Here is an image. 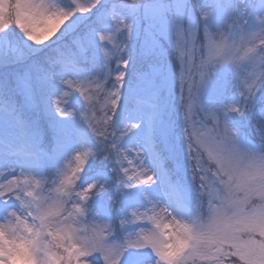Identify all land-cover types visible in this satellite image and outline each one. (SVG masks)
Segmentation results:
<instances>
[{
  "label": "snow or ice",
  "instance_id": "obj_1",
  "mask_svg": "<svg viewBox=\"0 0 264 264\" xmlns=\"http://www.w3.org/2000/svg\"><path fill=\"white\" fill-rule=\"evenodd\" d=\"M0 264H264V0H0Z\"/></svg>",
  "mask_w": 264,
  "mask_h": 264
}]
</instances>
